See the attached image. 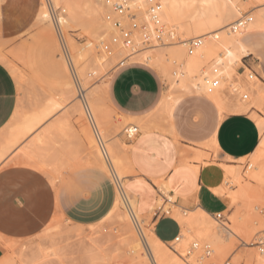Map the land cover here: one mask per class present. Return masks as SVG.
<instances>
[{"label":"bare ground","instance_id":"1","mask_svg":"<svg viewBox=\"0 0 264 264\" xmlns=\"http://www.w3.org/2000/svg\"><path fill=\"white\" fill-rule=\"evenodd\" d=\"M114 1L115 0H43L42 9L39 13L37 22L39 25L51 23L55 27L62 52L63 63L75 82L74 87L68 90L70 93H68V96H73L79 100L75 106V110L80 112L83 118L85 115L88 120L87 122L90 124V126L88 125L89 127H85L84 131L91 146L95 149V158L93 157L94 160L91 159L92 163L106 170L117 185L118 196L114 209L110 215L112 216V214L119 210L120 213L122 212L120 217L123 220L130 221L133 224L131 227L133 228L134 226L137 232L136 235L134 232L132 233L131 230L129 233L128 230L127 232L129 234L127 235L130 237L131 234L130 238L124 239L126 235L125 237H120L122 240L124 239L126 245V248L124 246L123 248L121 247L122 249L125 248L124 251L119 247L117 249L115 247L112 252L109 250L108 252L106 251L107 253L105 250L103 251L101 245L99 246L96 236L92 234L91 237H88V246L84 250L82 249V260L85 261V263H82H189L196 260V253L201 249L199 248V243L192 242V239H197L202 243L208 241L209 244H207L210 246L213 245V249L219 253L225 251V238L222 234V230H230L237 237L241 238L246 245H249V238L251 235H253L255 231L263 230L264 223H247L237 218L236 226L234 228H229L225 224L221 226L215 219L213 220L207 217L204 213L206 212L204 211L205 209L203 211L189 210L177 204L172 205V212L173 216L180 220L183 230L177 240L178 242H175L176 254L171 251L165 243L157 241L149 231L145 232V230L142 229L143 227L140 226L141 223L139 221L143 216L137 213L135 204L130 199L124 186V177L129 172L128 145L121 137L117 138L114 135L115 133L111 132L112 130L110 131V126H108V120L110 118L108 112L109 108L106 104L104 94L99 96L101 93L94 94L93 92L91 93V91H89L90 93L87 92L89 89H86V81L94 77L98 70L103 71L108 68V62L105 65V58L107 56H114L112 57V61H110L111 63H113V61L115 63V60H117L119 64L129 56L127 58L128 60L145 61L154 65L159 70H162L164 58L167 54L173 52L171 59L174 62V70L176 71L173 81L170 83L169 92L173 90H178L181 94L204 92L211 95L220 107L228 106L234 110L247 111L251 106V102H249V99H244L242 95H248V97L252 99H264V85L256 79L254 74L251 73L247 77L246 74H240L237 70L238 65L242 63V56L246 52L239 39L242 34L250 30H264V0H221L217 10H214L207 17L201 18V20H198L191 27L185 24L183 16L177 10L173 0H159L161 2V9L158 13L159 24L156 25L153 23L148 15L144 17L151 37V44L149 46L143 45L141 36L137 34L135 36V44L131 48L116 47L111 54H108L102 50L101 44L98 49V44H95V41H97V39L104 41L106 36L108 39V35L113 31L110 23L106 20V15L111 11ZM129 5L133 8H145L146 0H129ZM60 9L62 10L59 12L58 10ZM85 15L89 16L92 24V42H89V44L87 42L88 46L85 44L87 48L85 46L79 47L66 36V32L69 28L78 23L82 19V16ZM84 26L82 24V27ZM93 27H95L96 30H94ZM157 27L162 31V38L160 40L156 38ZM196 37H201L202 43L190 53L188 50L189 41ZM92 44H95L96 47H93ZM96 49L101 55L97 56ZM2 55L0 54V60L5 63L4 56ZM99 75L102 76V73H99ZM97 77L98 75L95 78ZM95 92H99V90L96 89ZM62 94L65 95V93ZM169 96H171V94H169ZM71 97H67L66 95V98H64L71 99ZM63 101L52 97L45 101L43 105L26 114H21L16 111L13 120L0 131V165L15 155H17V158L14 160L22 164L34 165L38 167V169L41 168L43 170L46 165H48L43 161L37 162V159H40L41 155H45V158H49L50 153H47L48 149L52 148L54 151V146L59 143L58 138L66 135L58 133L57 131V133L55 132L57 127L61 124L59 123V115L62 112ZM72 111H74V109ZM145 118L143 117V119ZM146 119H151V117H147ZM126 120H130L129 122L131 123L125 122L124 119L121 123L125 125L124 131L127 138L132 139L139 132V125L138 123V126L135 125L136 122L134 120L131 121L129 118ZM87 122H84V124ZM257 122L261 130H264V118H257ZM120 128L122 129V127ZM262 144L264 145V141ZM53 153L55 152H52L51 155L54 157L55 154L53 155ZM185 154L186 153L183 152L181 155L183 160L185 157H188L187 154ZM91 155L93 154L91 153ZM187 160L188 159L185 161ZM13 163H15V161ZM209 166V164H205L207 170H209ZM196 168L199 169L198 167ZM262 171L263 164H257L253 176H257ZM156 182L160 186L159 191L162 195L169 193V186L165 181ZM241 182V176L231 168H226V172L222 179H208V183L218 189L217 194L223 195L228 199L230 207L244 198L249 192V187L247 185H241L239 188L230 189L229 186L231 183L240 184ZM170 197L171 202H175L172 199L176 198V196ZM162 200L161 198L158 199L156 208H162ZM110 215L109 217H111ZM115 218L117 217L115 216ZM143 219H146V217H143ZM141 221L145 222V220ZM98 235L99 234H97V237ZM116 238L118 239L119 237ZM122 240L121 242L123 245ZM52 243H54V241L48 243L51 247L46 245L47 248L36 246L35 250L22 255L21 259L18 258L21 260L18 264H48L51 259L56 261L61 260L65 251L62 252V249L57 246L58 243L53 246ZM99 243H101V240ZM39 244H41V242ZM195 244H198V247H195ZM253 244L254 242H252V245ZM116 245H118V243ZM127 245H130L128 246V248L130 247L129 250H126ZM25 247H27V245ZM103 248H105V245H103ZM253 248H256V246ZM105 249L108 248L106 247ZM139 249L142 250L141 255L144 257L143 260H140L139 257L135 255ZM82 250L80 249V251ZM67 256L69 257L71 255ZM254 256L255 264H264V258L259 252ZM200 257L203 258L202 256ZM251 260L253 261V259Z\"/></svg>","mask_w":264,"mask_h":264},{"label":"rangeland","instance_id":"2","mask_svg":"<svg viewBox=\"0 0 264 264\" xmlns=\"http://www.w3.org/2000/svg\"><path fill=\"white\" fill-rule=\"evenodd\" d=\"M173 1L176 5L177 10L182 14L185 24L191 27L198 20H201V18L207 17L214 10H217V8H219L220 6L221 0ZM39 3L40 0H0V54H3L2 56H4L3 58L5 64L10 69V72L12 73L17 84V112L26 114L43 105L45 101L52 97L60 99L62 101L64 100V109L59 115L62 123L57 127L55 132L57 131L58 133H63L66 135L63 136L64 138L62 136L61 138H58L59 145L56 144L54 146V151L52 148V150L48 149L47 153H50L49 158H45V155H41L40 159H37V162L43 161L48 164L43 170L41 168L38 169V167L34 165L19 163L17 160H14L17 158V155L11 157L13 161L10 158L3 162V164H1L0 174H4L8 170L14 168H26L38 174V176L33 177V183L35 185L32 189H34L35 191L42 189L41 186L36 185L41 182L39 180L44 179L50 185L49 188H46L47 195L45 196V199L48 198L50 200L48 204L45 202L43 204L39 203V205L36 207V203H29L27 206V203L21 204L18 202V208L19 210L23 211L24 215L26 214L25 212L31 211V213L33 214V217L32 215H29L30 217L28 216V218L24 217L18 219V230L25 231L24 227L31 222L34 223V229H37L36 226L40 225L44 221L42 215L47 211V205L50 213V222L47 224L41 234H38L31 239L26 238L18 240H5L4 246L5 248H7L6 256L1 264H18L21 261L19 259H21L22 255L28 254L31 251L35 250L36 246L47 248L46 245L50 246L48 243H51V241H54V243H52V246L58 243L57 246L62 249V252L65 251L64 254L66 255L63 254V258L61 260L56 261L51 259L52 261L50 260L51 262L49 261V263L76 264L79 261L77 264H83V250L88 246V237H91L92 234L98 239L100 237L99 240H101V242H103L104 245L109 249H115V247L117 249L118 247H122L119 245V241L121 242L122 240L120 238L121 236L125 237L126 235L125 238H122L128 239L131 237V234L130 237L129 235H127L130 233V230L135 234L137 232L134 226L133 228L131 227V225L133 224L130 221L128 222L120 217L122 212L120 213L119 210L112 214V216L110 215L111 217L103 219L114 204L116 195L118 194V188H116L114 182L111 179V176L107 172L101 171L99 167L93 165L92 163V160H94L95 158V149L91 146L84 131L85 127H89L90 124L89 122H87L88 120L84 114L83 118L82 114L75 110V106L79 100L73 96H68L69 91L65 85L66 81L68 80V72L65 68V65L63 64L61 55L62 52L54 25L51 23L39 25L35 22V14L38 10ZM61 10L62 9L58 11L60 12ZM76 24L70 27L66 32L67 38H70L71 41L79 47H83L85 46V44L88 46L89 42H92V24L89 16H82V19ZM82 24L83 26L85 24V26L82 27ZM93 29L96 30L95 27H93ZM253 36L254 39L252 38V42L255 44L254 48L256 49V51L264 52V38L258 34H253ZM106 37L105 40L107 39ZM95 42V44H98L97 47L99 49V45L101 44L102 40L97 39V41ZM95 44H92V46L96 47ZM87 46L85 47L87 48ZM99 55H101V53L97 50V56ZM112 57L114 56L111 55L105 58V65L108 62V68L106 70H98L94 77H91L90 79H88V81H86V89H89L87 92L91 91V93L93 92L94 94L101 93L99 94V96H102L104 94L106 98V104L109 108L108 112L110 118L108 120V126H110V131L112 130L111 132L115 133L114 135L117 138L121 137L123 141L128 143L129 139L127 138L124 131L125 125L121 123L123 119L125 120V113H122L115 107L114 103L111 100V97L109 96L107 91H105V88L107 86H103L108 82L110 73L116 70L121 65L118 64L117 60H115L116 64L114 63V61V64L111 63L110 61H112ZM260 62L261 61L258 59L257 54H255L254 56L246 57L243 59V63H240L238 65L237 70L240 73L246 71L245 74L247 77L252 73L257 79V76L261 77ZM163 65H170L173 67L175 66L173 60L171 59V53L166 55L163 60ZM99 73H102V76L99 75ZM97 75L98 77L95 78ZM161 77L162 96L168 91V77L162 75ZM96 89H98L99 92H95ZM147 89L149 91V86L147 87ZM62 93H65V95H63ZM66 95L67 97H71V99H65ZM61 97L64 99H62ZM242 97L244 99H249V102H251V106L248 110L255 109L258 112V115L254 112V116L256 117V119L264 118V99H252L248 97V95L244 94L242 95ZM200 101L201 99L195 95L185 97L176 108L174 118H170L166 113L160 110L153 112L151 115V120L153 124L157 126L155 130H159L165 134L172 136L174 140L186 150H193V148L188 146L185 147V145H183L184 143L201 148H211L208 143L204 141V138L208 136L214 124V122H210L212 111L211 109L203 107ZM72 108L74 109V111H72ZM15 114L13 118L15 117ZM84 122L87 123L84 124ZM172 125H174L175 127L176 134H172L168 131ZM120 127H122V129ZM263 141L264 130H261V139L255 153L250 157L243 159L241 161V164L236 168L228 167L239 174L242 181L240 184L231 183L229 186L230 189H236L241 185H247L249 187V192L246 194V196L239 200L236 204L231 206L229 211L223 214V218L219 219L220 221L215 215L204 212L207 217L213 220L215 219V221H217L219 225L222 226L223 224H225L229 228H234L237 224V218L247 223H264ZM52 152H55L53 153V155L55 154L54 157L51 155ZM91 153L93 155H91ZM14 161L15 163H13ZM261 163L263 164V171L260 172V174H258L257 176H253L254 171H256V165ZM51 175L53 176V178ZM27 177L28 176H26L25 174L16 175L14 173L12 175L13 184L11 181V185L8 188H10L11 191L19 189L20 194H25L26 187L20 186V184L24 183ZM125 183H127V181H125ZM209 185L215 193L218 192V189H216L215 186L210 183ZM126 187L128 188L127 185ZM158 189H160V186L158 187ZM161 195L162 194L160 193L159 196ZM163 196L171 198L169 193H165L161 197H158V199H163V206L160 209L163 210V208L165 207L163 211H168L169 215L173 216L172 205L175 204H166L164 202ZM172 200L175 201L176 198H173ZM196 210L203 211L199 208ZM115 216L118 219L115 218ZM119 218H121L122 220ZM141 220L145 219L142 218ZM141 220L139 221L141 223L140 226L143 227L142 229L145 230V232H148L149 228L153 229V227L150 226L149 221L145 220V222H142ZM79 221H97L99 223L96 222L97 224L94 227H90L89 225L80 224ZM128 230L129 233L127 232ZM222 231V234L225 238V251L219 253L213 249L214 254L212 255V257L210 259L205 258L202 254V246L207 243L209 244V242L205 241L202 243L197 239H192V242L199 243V248L201 249L196 253V260L189 263L183 262V264H211L212 262L222 264L227 259H231V264H255L254 255H256L258 250L257 248H253L254 246L252 245V242L255 241V237L260 231H255L254 234L251 235V237L249 238V245H246L241 238L237 237L230 230ZM97 234H99L100 236L98 235L97 237ZM115 236L119 238L117 239ZM40 242L42 245L39 244ZM117 243L119 246L116 245ZM26 245L27 247H25ZM175 245V243L173 245L169 244V247L173 248L175 247ZM8 246L11 248H9ZM123 246L126 248V245ZM128 246L130 245H127L126 250L130 249V247L128 248ZM211 247L213 248L214 246L212 245ZM125 248H121V250L124 251ZM80 249L83 250L80 251ZM141 253L142 250L139 249L137 250L135 255H137L140 260H143L144 257L141 255ZM67 255L71 256L68 257ZM200 256H202L203 258H201ZM251 259H253V261Z\"/></svg>","mask_w":264,"mask_h":264},{"label":"crops","instance_id":"3","mask_svg":"<svg viewBox=\"0 0 264 264\" xmlns=\"http://www.w3.org/2000/svg\"><path fill=\"white\" fill-rule=\"evenodd\" d=\"M42 2L43 0H40L35 14L36 24H38ZM253 34H258L264 38L263 29L250 30L240 36V43L246 50L242 56V63L244 58L257 54L258 59L261 61V77L257 76V79L264 85V52H258L254 48L255 44L252 42V38L254 39ZM122 62L124 63L110 73L108 82L103 86H107L105 91L111 97L115 107L125 113L126 119L134 120L136 124L132 123L135 125L138 123L139 126H137L140 129L134 138L129 139L128 143L126 142L128 145L129 172L124 177L125 181H127L124 186L130 199L135 204L137 213L146 217L145 220L149 221L150 226L153 227V229H149L151 235L157 241L165 243L176 254L175 247L171 248L169 244L173 245L178 240L183 226L177 217L169 215L168 212H164L160 208H156L160 194L156 181H165L167 183L169 195L176 196L175 204L181 207L189 210L205 209L204 211L215 216L216 214H224L229 211L230 204L228 199L215 193L209 185L208 179H222L226 168H236L243 159L255 153L261 139V128L254 116V112L257 115L258 112L255 109L238 111L228 106L220 107L211 95L204 92H189L185 94H181L178 90L169 92L170 83L173 81L176 71L173 66L163 65L162 70H159L154 65L141 60L129 59ZM245 73L246 71L240 74ZM161 75L168 77V91L162 96ZM65 85L68 90L75 85L69 72ZM148 86L149 91L147 89ZM192 95L199 97L202 106L212 111L210 122H214V124L208 136L204 138V141L211 148H201L184 143L185 147L193 148V150H186L172 136L155 130L157 126L153 124L151 119H146L147 117L150 118L152 113L157 110L163 111L170 118H174L178 105L185 97ZM17 96L16 81L7 65L0 60V131L11 122L17 111ZM63 109L64 107H62L61 111ZM143 117L146 118L143 119ZM135 118L138 120L136 121ZM126 119L124 120L125 122L131 123L129 122L130 120ZM59 123H62L61 118ZM144 124H147L148 127ZM168 131L176 134L174 125ZM183 152L188 156L184 160L181 158ZM186 159L188 160L185 161ZM205 164L210 165L209 170L206 169ZM96 166L101 171L107 172L100 166ZM14 173L28 176L24 183L20 184V186L26 187L25 194H20L19 189L11 191L8 188L13 180L12 175ZM35 176H38V174L26 168H14L4 174H0V264L6 256L5 240L31 239L41 234L50 222V213L47 205V211L42 215L44 221L36 226L37 229H34V223L31 222L24 227L25 231L18 230L19 218H28L29 215L33 217L32 211L25 212L26 214L24 215L23 211L18 208V202L21 204L27 203V206L29 203H36L35 206L37 207L39 203L43 204L45 202L48 204L50 201L48 198L45 199L47 195L46 188L50 187L46 180H39L41 182L39 183L38 181L39 184H36L42 187L41 190L35 191L32 189L35 185L33 183V177ZM111 179L117 188L112 176ZM117 196L118 194L113 206L103 219L108 218L113 211ZM96 222L79 221L80 224L89 225L90 227L99 223ZM96 239L103 251H113V249L108 247V249H105L106 246L103 248L104 243L101 242V244L99 243L100 240ZM122 241L123 245H125L124 240ZM121 245L122 242H120Z\"/></svg>","mask_w":264,"mask_h":264},{"label":"built area","instance_id":"4","mask_svg":"<svg viewBox=\"0 0 264 264\" xmlns=\"http://www.w3.org/2000/svg\"><path fill=\"white\" fill-rule=\"evenodd\" d=\"M111 8V11L106 15V20L110 23L113 31L107 40L101 42L102 50L111 54L116 47L131 48L135 44L137 34L141 36L143 45L149 46L151 44V37L144 17L148 15L153 23L159 24L158 13L161 9L159 0H146L145 8H133L129 5V0H115ZM156 38L159 40L162 38V31L158 27L156 28ZM201 43V37L192 38L188 44L189 52L192 53ZM128 57L122 61L127 60ZM123 63L119 64L122 65ZM163 198L165 203L175 204V202H171L170 198L166 196ZM216 217L222 219L223 214H216ZM253 245L264 258V229L256 235ZM195 247H198V244H195ZM202 252L203 256L208 259L214 254L213 248L208 244L202 246ZM211 264L217 263L212 262ZM222 264H231V259H227Z\"/></svg>","mask_w":264,"mask_h":264}]
</instances>
